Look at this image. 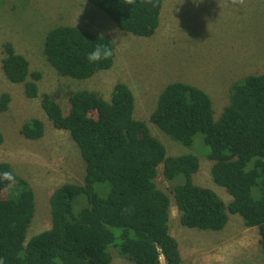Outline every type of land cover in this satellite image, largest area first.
Segmentation results:
<instances>
[{
    "label": "trees",
    "instance_id": "16d2710c",
    "mask_svg": "<svg viewBox=\"0 0 264 264\" xmlns=\"http://www.w3.org/2000/svg\"><path fill=\"white\" fill-rule=\"evenodd\" d=\"M87 1L133 35L150 37L159 25L162 0ZM96 44L111 55L89 63L87 53ZM3 49L4 76L22 84L26 98L39 96L53 126L69 132L83 159L84 177L81 184L67 182L52 191L50 227L26 240L35 208L33 190L8 162H0V264H110L109 247L134 264H160L158 249L165 264H182L178 241L169 232L172 200L181 225L189 228L221 230L229 214H239L245 226L257 227L264 258V73L232 83L228 103L217 116L209 94L182 81L164 86L149 115L151 123L185 146H192L196 134L203 135L211 178L232 197L225 203L214 190L193 181L199 169L196 154L167 155L147 124L134 117V95L125 83H115L108 100L94 90H75L63 114L50 95H39L41 73L29 70L12 43L5 42ZM113 50L109 36L69 24L48 29L42 42L58 75L74 79L112 67ZM9 99L8 93L0 94V111ZM43 132L37 118L21 124L27 139ZM196 147L201 152L203 145L199 141ZM160 166L165 190L156 184ZM97 184L106 186L97 191ZM79 194L87 205L73 214L72 200Z\"/></svg>",
    "mask_w": 264,
    "mask_h": 264
},
{
    "label": "rangeland",
    "instance_id": "374dc122",
    "mask_svg": "<svg viewBox=\"0 0 264 264\" xmlns=\"http://www.w3.org/2000/svg\"><path fill=\"white\" fill-rule=\"evenodd\" d=\"M59 24L109 36L114 45L112 67L87 79L58 75L42 52V42L47 30ZM5 42L25 57L30 71L41 73L39 95H50L63 114L73 91L94 90L108 100L113 85L125 83L134 95V117L147 124L165 146L166 154H196L199 169L193 181L214 190L225 203L232 200L211 178L212 161L203 155L204 150L208 153L203 135L196 134L192 146H185L151 123L149 115L164 86L182 81L204 89L217 116L228 103L232 83L248 74L264 73V0H162L159 25L150 37L120 30L87 0H0V94L6 92L10 97L7 109L0 111V162H8L33 190L35 208L26 230L28 240L50 227L52 191L63 183L83 182L84 162L69 132L55 128L47 118L40 97L26 98L22 84L4 76ZM30 118L44 124L43 135L35 140L20 133L21 124ZM199 141L201 152L196 147ZM158 169L156 184L165 190L168 183L161 175V166ZM104 186L97 184L95 189L100 191ZM173 203L170 214L177 217ZM86 205L85 195L74 196L73 214ZM228 219L229 224L221 230L190 228L200 234L184 243L182 264H264L257 227L245 226L239 214H230ZM109 252L110 264H134L115 247H109Z\"/></svg>",
    "mask_w": 264,
    "mask_h": 264
},
{
    "label": "crops",
    "instance_id": "0c3cea01",
    "mask_svg": "<svg viewBox=\"0 0 264 264\" xmlns=\"http://www.w3.org/2000/svg\"><path fill=\"white\" fill-rule=\"evenodd\" d=\"M229 222H230V220L228 219L227 224H229ZM168 224H169V232L178 241L180 256H181L182 260H184V255H183L184 254V248H183L184 243H187V241L190 242L192 235L200 234V233L192 232V231H190L191 229L189 227H185V226L181 225V223L179 221V215L178 214H177V217L170 214ZM173 225L175 228L173 227ZM210 237H211V235H210ZM210 245H211V243L208 245V247ZM209 261H210V259H209ZM183 263L185 264V262H183ZM207 264H210V263H207ZM218 264H229V263H225V261H221ZM232 264H235V263L232 262Z\"/></svg>",
    "mask_w": 264,
    "mask_h": 264
},
{
    "label": "clouds",
    "instance_id": "9594fccd",
    "mask_svg": "<svg viewBox=\"0 0 264 264\" xmlns=\"http://www.w3.org/2000/svg\"><path fill=\"white\" fill-rule=\"evenodd\" d=\"M111 55L110 50L103 44H96L94 48L87 53L86 59L89 63H95L107 59Z\"/></svg>",
    "mask_w": 264,
    "mask_h": 264
},
{
    "label": "built area",
    "instance_id": "2783aa9c",
    "mask_svg": "<svg viewBox=\"0 0 264 264\" xmlns=\"http://www.w3.org/2000/svg\"><path fill=\"white\" fill-rule=\"evenodd\" d=\"M158 252H159V262H160V264H165L164 257H163V255H162V253L160 252L159 249H158Z\"/></svg>",
    "mask_w": 264,
    "mask_h": 264
}]
</instances>
